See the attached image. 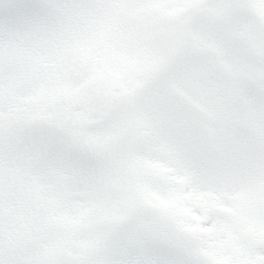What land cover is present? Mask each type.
<instances>
[{
  "label": "snow or ice",
  "instance_id": "obj_1",
  "mask_svg": "<svg viewBox=\"0 0 264 264\" xmlns=\"http://www.w3.org/2000/svg\"><path fill=\"white\" fill-rule=\"evenodd\" d=\"M0 264H264V0H0Z\"/></svg>",
  "mask_w": 264,
  "mask_h": 264
}]
</instances>
